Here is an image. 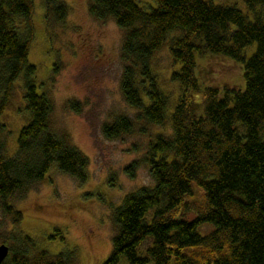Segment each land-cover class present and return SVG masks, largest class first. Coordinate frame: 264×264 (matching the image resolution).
<instances>
[{"label":"trees","instance_id":"obj_1","mask_svg":"<svg viewBox=\"0 0 264 264\" xmlns=\"http://www.w3.org/2000/svg\"><path fill=\"white\" fill-rule=\"evenodd\" d=\"M155 1L146 10L137 0H89L95 19H113L124 30L120 87L137 110L135 119L119 115L104 124L105 135L131 133L135 121L142 130L167 118L172 125L146 152L153 185L127 194L113 209L112 249L102 264H264V0H246L250 13L214 0ZM33 10L34 0H0V118L21 74L30 114L13 155L5 152L0 122V201L15 227L4 239L9 253L1 264H75V249L53 253L18 228L22 212L9 203L53 164L80 180L88 176V156L69 135L52 130L53 100L38 90L44 82H37L28 59ZM67 13L64 0H44L48 30ZM167 39L173 63L180 64L171 73L180 88L176 102L152 63ZM207 55L243 63V84L202 86L197 56ZM137 165L126 167L129 175ZM206 223L214 228L202 234L198 228Z\"/></svg>","mask_w":264,"mask_h":264},{"label":"rangeland","instance_id":"obj_2","mask_svg":"<svg viewBox=\"0 0 264 264\" xmlns=\"http://www.w3.org/2000/svg\"><path fill=\"white\" fill-rule=\"evenodd\" d=\"M64 1L68 5L65 21L48 30L44 0H34V37L28 59L36 65L37 82H44V87H38L39 92L47 91L53 100L52 130L69 135L71 142L88 156V176L80 180L53 164L40 182L25 195L10 198L9 203L22 212L17 227L41 247L53 253L75 249V264H102L112 249L113 209L127 194L153 185L146 152L157 134L171 133L172 125L167 118L162 125H150L142 130L145 126L142 121H135L131 133L114 138L105 135L104 124L119 115L135 119L137 112L126 102L120 87L124 30L113 19H95L89 13V0ZM137 1L146 10L156 2ZM214 2L235 5L250 13L246 0ZM168 40L156 51L152 63L160 86L176 102L180 88L171 73L180 64L173 63ZM255 49L256 43L244 51L249 56ZM199 58L198 77L202 86L243 84V63L220 55ZM23 92L21 74L0 118L7 155L16 152L19 131L30 120ZM136 160L134 175H129L126 167ZM194 215L188 213V219ZM13 224L12 216L4 211L0 201V244H8L4 239L15 229ZM213 228V224L206 223L198 229L205 234ZM121 264H127L126 260Z\"/></svg>","mask_w":264,"mask_h":264},{"label":"water","instance_id":"obj_3","mask_svg":"<svg viewBox=\"0 0 264 264\" xmlns=\"http://www.w3.org/2000/svg\"><path fill=\"white\" fill-rule=\"evenodd\" d=\"M8 253H9V245L6 243H1L0 244V264L6 258Z\"/></svg>","mask_w":264,"mask_h":264}]
</instances>
